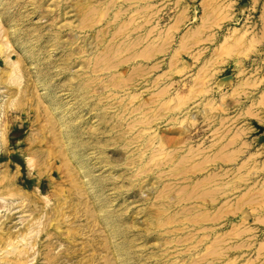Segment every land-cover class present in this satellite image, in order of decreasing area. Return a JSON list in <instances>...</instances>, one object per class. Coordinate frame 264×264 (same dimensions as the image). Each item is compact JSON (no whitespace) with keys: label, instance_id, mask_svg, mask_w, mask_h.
I'll return each mask as SVG.
<instances>
[{"label":"rangeland","instance_id":"obj_1","mask_svg":"<svg viewBox=\"0 0 264 264\" xmlns=\"http://www.w3.org/2000/svg\"><path fill=\"white\" fill-rule=\"evenodd\" d=\"M0 27V264H264V0H0Z\"/></svg>","mask_w":264,"mask_h":264},{"label":"bare ground","instance_id":"obj_2","mask_svg":"<svg viewBox=\"0 0 264 264\" xmlns=\"http://www.w3.org/2000/svg\"><path fill=\"white\" fill-rule=\"evenodd\" d=\"M12 30V29H11ZM7 32V31H6ZM6 32L5 31H3V29H2V27H0V54H8V52L10 51V49H11V47H10V44H9V42H6L5 41V39H6V36H7V34H6ZM9 57V56H8ZM6 58L7 60H6V63L8 64V65H10L11 66V70H9L8 71V73H9V77L8 78H10L11 80H13V83H15L14 81L16 80V79H18V81H19V76H18V70H17V68L14 66V65H12L11 63H9V61H8V59L9 58ZM5 58V57H4ZM3 59V58H2ZM11 59V58H10ZM5 60V59H4ZM17 61V60H16ZM2 63H3V61H2ZM4 64V63H3ZM10 69V68H9ZM20 69V68H19ZM5 71V70H4ZM7 71V70H6ZM7 73V74H8ZM3 74V73H2ZM20 74H21V72H20ZM7 77V76H6ZM22 77V76H21ZM3 79V78H2ZM22 79V78H21ZM11 80H8L10 83H11ZM8 104V103H7ZM8 106V105H7ZM12 107V106H11ZM2 108V107H1ZM4 129V128H3ZM2 129V130H3ZM1 133H2V131H1ZM1 137H3V139H4V136H1ZM2 139V140H3ZM2 189V188H1ZM0 189V190H1ZM4 190V189H3ZM9 195V194H8ZM14 197H15V195H13ZM5 197V196H4ZM4 197H1L0 198V201H2L3 202V207H5V208H9L10 207V202L8 201V199H6V198H4ZM20 199V198H19ZM15 202H17V201H15ZM3 210V209H2ZM5 211V210H4ZM2 217V216H1ZM2 219V218H1ZM1 221V220H0ZM31 229V228H30ZM29 230V229H28ZM27 233H29V232H27ZM23 235V234H22ZM25 235H26V233H25ZM24 235V236H25ZM27 235H29V234H27ZM6 236V235H5ZM20 236V235H19ZM23 237V236H22ZM3 238V237H2ZM5 238V237H4ZM19 238V237H18ZM30 238V237H29ZM21 239V238H20ZM23 240H24V242L27 240V236H25L24 238H22ZM18 240V239H17ZM32 240V239H31ZM11 241H12V239H11ZM1 242V241H0ZM16 242V241H15ZM18 242V241H17ZM23 242V241H22ZM31 242V241H30ZM32 243V242H31ZM6 244V243H5ZM8 245V244H7ZM10 245H11V243H10ZM26 245V244H25ZM12 246H15V245H12ZM18 246V245H17ZM7 247V246H6ZM5 247V248H6ZM1 248V247H0ZM12 248V247H11ZM19 248V247H18ZM22 248V247H21ZM2 249V248H1ZM13 249H11V251H12ZM23 250H24V248H23ZM6 251V250H5ZM25 251H26V247H25ZM2 252V251H1ZM17 252H19V250L17 249ZM7 254V253H6ZM10 254V253H9ZM22 254V253H21ZM7 257H8V255H6ZM5 256V257H6ZM6 257V258H7ZM5 258V259H6ZM7 260H8V258H7ZM7 260H6V262H7ZM10 260V259H9ZM4 261V260H3ZM12 261V260H11ZM11 261H9V262H11ZM28 262V261H27ZM2 264V263H1ZM3 264H5V263H3ZM26 264V263H25Z\"/></svg>","mask_w":264,"mask_h":264}]
</instances>
